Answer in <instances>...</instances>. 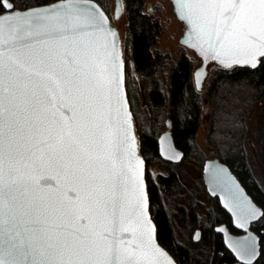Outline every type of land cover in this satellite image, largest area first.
Listing matches in <instances>:
<instances>
[{"label": "snow or ice", "instance_id": "1", "mask_svg": "<svg viewBox=\"0 0 264 264\" xmlns=\"http://www.w3.org/2000/svg\"><path fill=\"white\" fill-rule=\"evenodd\" d=\"M176 3L181 18L206 37L221 63H239L225 59L228 53H251L253 61L264 56V0ZM105 19L84 12L77 0H68L62 9L0 16V264H160L161 257L174 264L152 243L154 229L139 171L125 178L117 159L120 141L111 110L120 102L121 62L113 59L109 67L107 57L87 47L72 52L58 47L24 50L76 40L88 29H102ZM28 107L34 118L24 122L30 130L36 128L39 139L23 168L56 167L63 184L58 177L31 176L21 169L19 137ZM26 175L47 191L49 200L20 203L16 191ZM51 180L57 181L55 187ZM129 184L134 204L128 198ZM41 208L58 213L65 221L60 227L70 231H50L39 218ZM126 209L133 210L134 220ZM145 226L147 242L124 240L123 232L129 230L143 237Z\"/></svg>", "mask_w": 264, "mask_h": 264}, {"label": "trees", "instance_id": "2", "mask_svg": "<svg viewBox=\"0 0 264 264\" xmlns=\"http://www.w3.org/2000/svg\"><path fill=\"white\" fill-rule=\"evenodd\" d=\"M97 1L102 5L99 0ZM145 1L125 0L129 21L127 43L136 73L138 76L141 75V82L145 80L143 92L145 117H142L141 110L138 109V103L140 105L142 98L138 96L137 88L132 87L128 79V64H126L127 91L140 138L141 152L146 159L150 207L157 224L159 240L182 264H187L194 260H191L187 248L176 242L173 215L169 213L163 200L165 196L177 195L179 164L161 157L158 138L162 127L169 121L175 145L183 150L184 160L202 163L205 156L198 147L195 136L201 123L203 100L194 82L193 62L188 56L182 55L174 63L167 77L159 72L163 58L153 52L152 46L157 42L162 27L157 19L143 11ZM1 8L0 5V11ZM207 95L214 105L208 135L209 140L217 144L216 156L229 164L242 178L247 188L256 193L264 207V186L252 173L244 154L247 119L254 107L264 100V56L260 58V63L256 67L236 65L218 68L208 86ZM260 153L264 164V131ZM153 164L167 168L169 173L159 174L157 179L153 180L149 173V167ZM179 202L178 199L176 203ZM260 264L264 262L260 261Z\"/></svg>", "mask_w": 264, "mask_h": 264}, {"label": "water", "instance_id": "3", "mask_svg": "<svg viewBox=\"0 0 264 264\" xmlns=\"http://www.w3.org/2000/svg\"><path fill=\"white\" fill-rule=\"evenodd\" d=\"M171 2L173 4V9L176 16L184 24L183 35L180 38V42L183 45L191 48L198 56H200L202 60L201 65L194 71V80L198 89H201L204 84V80L208 73V65L210 63H216L217 65L226 68L236 65H248L253 67L252 62L255 63V67L259 65L260 58L262 56H255L253 61L252 54L245 52L228 53L226 56H224V58L229 61H239V63H232L231 66H226L220 62V59L214 58L212 49H210L206 43V37L201 36L197 29L193 28L192 25H190L185 19L181 18L176 0H171ZM8 3H6V10L0 12V16L12 15L13 17H16V13L29 12V14H31V11L33 10L42 11L54 8L62 9L68 3V0H54L44 4H36L25 8L13 9H9L7 7ZM77 3L81 5L84 12L106 18L104 20L103 28L100 30L96 28L88 29L86 34L78 37L76 40L69 39L64 41H49L47 45L33 44L31 48H26L24 50L28 52L38 51L43 47H58L72 52L74 49L76 51H80L87 47L96 49L102 56L107 57L109 59V67H111L113 59L121 62L122 67L120 69V75L122 79L119 83L118 94L120 96V102H114L111 110V124L114 129L118 130L120 141L117 159L120 167L124 170L125 178L130 177L137 170L139 171L143 189L147 196L146 214L150 220L152 228L154 229L152 233V243H154L160 250L166 253V257L170 258L174 264H179L171 251L160 242L157 224L151 211L147 181V164L146 159L141 152L140 138L136 130L134 115L128 96L126 84V61L120 30L113 23L109 13L97 0H77ZM125 7V0H115V16L119 17L124 11ZM149 9L152 10L151 8ZM113 44L115 45V49H113ZM25 100L28 103L32 102L31 97H26ZM24 106L26 105H22V107ZM37 107L39 106L37 105ZM63 113L67 116L69 115V110L64 108ZM22 117L21 132L19 137L20 157H18V159L23 157V159H21L22 171L28 173L31 176L45 175L49 179L52 177H58L60 182L63 184V177L56 167H37L35 171L23 168V164L26 162L29 154L36 152L37 150V141L39 139V135L35 127L30 130L28 124L24 122L26 119L34 118L31 107H28L26 113H22ZM167 125L168 128L163 131L158 138L159 154L165 160L180 161L183 152L175 145L170 130L171 124L169 121L167 122ZM39 147L44 146L39 145ZM139 161H142V164H140ZM129 169H131V171H129ZM203 178L208 191L212 195L219 196L222 204L229 209L235 220L249 223V221L253 219V214H255V218L262 214V209L254 203L243 184L239 181L227 163L219 160L218 158L208 159L203 168ZM51 183L52 186L55 187L57 181L51 180ZM128 189V198L134 204L135 193L131 184L128 185ZM67 195L69 198H73V193L70 190L67 192ZM16 196L20 203L24 205H28L30 203L39 204L41 203L42 198L44 200H49L47 191L38 187L32 179L28 178V175H26L24 179L18 184ZM126 216H131L133 220L135 219L132 209H126ZM39 218L45 223V226L55 234L62 235L63 233L70 231L68 227H60V225L65 224V221L59 218V214L52 210H45L41 208ZM125 226L127 227L128 225L126 224ZM142 231L144 232L143 237H140L139 235L134 237L133 232L129 230L123 232V238L125 241L143 239L145 242H147V227H143ZM227 240L229 245L234 243L233 245L235 252L246 256L247 261L253 259L258 254L256 240H254L255 255H252L253 252H251L250 248L251 243H249L248 239L242 240L243 243H240L243 245V248L245 247L244 251L241 248H238L239 245L237 242H232V238L230 239V237L228 238L227 236ZM160 264H166L165 257L160 258Z\"/></svg>", "mask_w": 264, "mask_h": 264}, {"label": "rangeland", "instance_id": "4", "mask_svg": "<svg viewBox=\"0 0 264 264\" xmlns=\"http://www.w3.org/2000/svg\"><path fill=\"white\" fill-rule=\"evenodd\" d=\"M102 5L105 7V10L109 13L113 23L119 28L126 64H128V79L132 87H136L138 96L142 98L140 101V105L138 103V109L140 108L142 117H145V100H144V90H145V80L141 82V75H137L136 69L134 66L133 58L130 52L129 45L127 43V34H128V15L127 9L125 7L124 11L119 17L115 16V0H99ZM17 7L25 8L28 6L36 5V0H16ZM151 8L152 10H150ZM143 11L152 15L154 19H157L162 27V32L157 38V42L152 46V50L154 53L161 55L163 58V65L159 69V72H162L163 76L167 77L171 72V68L174 63L182 56H188L193 62V72L194 69L199 67L202 63L200 56H198L191 48L186 45H183L180 42V38L183 35V27L184 24L181 20L176 16L173 4L171 0H146L143 6ZM221 66L216 63H210L208 65V73L204 80V84L201 89L197 91L201 94V99L203 100L202 104V118L200 126L197 130L195 139L198 147L202 150L205 158L215 157L217 154V147L215 142H211L209 140L208 131L210 129L211 121H212V111L214 105L212 101L209 99L207 95V89L212 81V79L216 75V71ZM127 75V72H126ZM194 78V75H193ZM127 81V80H126ZM195 82V80H194ZM196 85V84H195ZM140 98V99H141ZM169 109V105L166 107ZM165 109V110H166ZM141 117V118H142ZM136 126V125H135ZM247 131L246 137L244 141V154L245 161L248 166L251 168L254 176L259 179L261 184L264 186V164L260 153V144L261 138L264 131V100L254 107L250 116L246 122ZM168 127L165 125L162 127L160 133L165 131ZM137 130V128H136ZM139 135V134H138ZM221 145V143L219 144ZM177 171L179 174V186L177 190V195H172L171 197H164V203L168 208L171 215H174L177 209V200L180 202L187 203L188 199H190V193L194 190H199V186L201 181L197 178L198 173L201 171L202 163L200 166L198 163H195L193 160H187L182 164L179 163L177 167ZM149 173L153 180L157 179L159 174L166 175L168 173L166 168H163L160 165L153 164L149 167ZM197 197L202 201V204H208L209 200L206 198L204 192L196 191ZM196 194V193H195ZM175 225V235L177 240L182 243H189L194 254H198V257L205 258L208 260L206 254L208 252V246L206 243L202 241H197L195 243L189 242V240L185 237L187 234V230L182 229V227ZM188 229V228H187ZM202 256V257H201ZM193 264H202L199 259L193 258Z\"/></svg>", "mask_w": 264, "mask_h": 264}, {"label": "flooded vegetation", "instance_id": "5", "mask_svg": "<svg viewBox=\"0 0 264 264\" xmlns=\"http://www.w3.org/2000/svg\"><path fill=\"white\" fill-rule=\"evenodd\" d=\"M51 1L54 0H46L40 2L36 0L37 2L36 4H44ZM8 2L12 3L14 5V8H19L17 7L16 0H4L3 4L1 5L2 8L0 12L6 10V3ZM212 158H218V157L215 156ZM208 159L211 158H205L203 160L202 168L201 171L198 173L197 178L201 181L199 190L205 193L206 198L209 200V202L207 205L202 204L201 200L195 198L197 197L198 194L196 191L199 190H194L192 191V193H190L191 197L190 199H188L186 204L183 202L178 203L177 205L178 207L174 215L172 216L173 233L176 242L179 245H182L187 248L192 258L191 260H193V258H195L196 260L199 259L200 261L202 260L203 261V262L201 261L202 264H245V262L247 261L246 256H243L240 253L237 254L235 252L233 245L234 243L232 245H229L227 243L228 241L227 236L228 238L230 237V239L232 238V242H237L239 245L238 248L239 249L241 248L243 251L245 247L243 248V245H241L243 243L242 240L248 239L249 243H251L250 245L251 252L255 251L254 240H256L258 246L257 247L258 254L257 256H255L253 259L250 260L251 264H260V261L264 262V219H263L264 215H260L250 220L249 223H246L245 221L235 220L233 214L229 211V209L222 204L219 196L212 195L207 189L205 180L203 178V168ZM186 161L184 160V152H183L180 161H169V162L175 164H179V163L182 164L183 162ZM198 164L200 166V163ZM167 171L169 173L168 169ZM232 171L235 173L239 181L243 184L247 193L250 195L254 203L257 206H259L262 209V213H264V207L258 200L256 193L252 189H248L245 183L243 182L242 178L233 169ZM241 223H244L245 227L243 228L239 227L238 225ZM176 224H179L178 226L182 227V229L187 230L188 233L185 234V237L189 240V242L195 243L197 241H202L203 243H206V245L208 246V252L206 254L208 260H205V258L203 259L198 257L197 253L194 254L192 252L189 243H182L177 240V237L175 235ZM171 253L175 256L178 263L182 264L181 261L178 259V257L173 252ZM192 263L193 262L190 263L189 261V263L187 264H192Z\"/></svg>", "mask_w": 264, "mask_h": 264}]
</instances>
